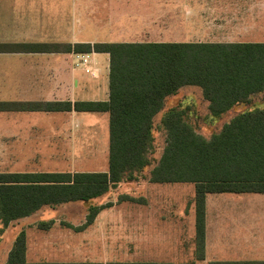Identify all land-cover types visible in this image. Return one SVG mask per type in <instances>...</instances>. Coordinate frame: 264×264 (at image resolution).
Listing matches in <instances>:
<instances>
[{"label": "trees", "instance_id": "1", "mask_svg": "<svg viewBox=\"0 0 264 264\" xmlns=\"http://www.w3.org/2000/svg\"><path fill=\"white\" fill-rule=\"evenodd\" d=\"M24 51L108 55L109 96L105 102H0V111L107 113L108 169L104 173L73 174L0 172V241L12 221L44 206L89 202L118 184L138 181L147 170L150 183L193 185L194 261H201L204 259L205 196L264 193V107L238 110L248 107L250 98L264 91V43L0 44V52ZM185 86L200 89L210 117L219 118L230 110L237 113L219 132L205 139L187 121L186 108L169 106L159 120L165 132V146L157 164L152 166L149 153L154 139V119L167 98ZM108 206H89L80 229L90 225L98 212ZM194 261L184 264H194ZM5 264L172 263H29L25 259V237L20 233Z\"/></svg>", "mask_w": 264, "mask_h": 264}, {"label": "crops", "instance_id": "2", "mask_svg": "<svg viewBox=\"0 0 264 264\" xmlns=\"http://www.w3.org/2000/svg\"><path fill=\"white\" fill-rule=\"evenodd\" d=\"M2 1H9L15 9L19 8L8 11L7 16H0V44L264 43V0H1L0 5L3 4ZM41 2H44L46 12L39 9L34 11V14H29L23 7L31 3L41 4ZM39 28H53L58 35L54 36L56 39H41L38 33ZM68 28H70L69 38L66 32ZM83 60L86 62L83 63ZM108 74L109 57L104 53L0 52V102H70L71 104L105 102L109 96ZM178 93L167 98L164 108L166 104L170 103V105L166 107V110L174 105H180L184 109L190 107L183 106V102L190 99L189 96L182 99L180 103H175L178 102ZM200 97L207 109L208 104L202 94ZM231 112L235 110H230L226 114ZM0 113L13 114L8 116L10 122L0 117V160L35 161L41 158L34 155L43 151L44 153H64L67 150L66 145L72 142V138L74 139L73 129L75 132L83 128L88 124L87 122L99 123L104 128L108 126V114L105 112L70 110L63 112L0 111ZM15 113L26 116L14 115ZM88 143L87 141L78 142L81 145ZM47 146L57 147L47 148ZM77 150L85 155L84 148L80 147ZM86 157L80 160L85 161ZM50 159L68 161V157L62 159L50 157ZM107 169L108 160L107 166L104 164L102 168H87L83 163L69 162L64 168L55 171L24 170L4 173H104ZM131 184L130 182L118 184L110 189L111 194L119 193L124 188L129 190ZM142 196L149 197V195ZM193 197L191 201L184 203L183 217L173 218L175 213L164 210L162 212L163 204L157 202L158 198L155 197L151 198L154 206H142L138 218L139 229L136 234L139 251L149 256H170L173 259H183L182 255L189 256L188 260L183 259L180 264L194 261L196 246ZM128 198L135 199L129 196ZM96 199L84 203H89V206L104 204L105 199L101 203H93L92 201ZM183 201L179 204L182 205ZM77 203L82 202L44 206L27 217L12 221L6 230L15 227L17 232L2 252L4 257L1 264H5L13 242L20 233H23L25 237L27 262H39L35 260L40 259L49 260L43 262H72L65 259L56 260L55 257L52 259L51 254L54 256L64 254L66 257L80 255L81 253L77 251L82 250V246L69 243V236L62 239L51 238L50 233L58 224L67 228L64 231L72 230L75 236L83 233L88 226L96 225L97 216L105 209H101L92 223L82 229L80 228L85 224L86 217L81 218L82 220H78L77 223L73 216L59 219L58 216L53 215V213L57 214V209ZM171 207L177 208V206ZM151 209H154L155 213L149 216ZM162 213L164 216H161ZM189 216H191L190 223L187 220ZM217 221V218H214V222L210 219L207 225L205 201L204 259L194 261V264L205 260L207 241L214 240L208 233L213 237ZM80 224L82 225L78 227L77 225ZM64 234L67 235V233ZM161 240L168 242L165 246L166 249L168 248V250L165 249L167 253L159 251L157 242ZM1 242L2 239L0 245ZM261 246L264 248V245ZM155 261L154 259L141 262ZM257 261L264 262V260Z\"/></svg>", "mask_w": 264, "mask_h": 264}, {"label": "rangeland", "instance_id": "3", "mask_svg": "<svg viewBox=\"0 0 264 264\" xmlns=\"http://www.w3.org/2000/svg\"><path fill=\"white\" fill-rule=\"evenodd\" d=\"M2 3L3 4L0 5L1 17L7 16L8 11L19 8L17 7L15 9L9 1H2ZM50 4H52V1H50ZM23 7L29 12V14H34V11L39 9L44 12L47 11L44 2H41V4L31 3L30 5H25ZM38 31L41 39H56L54 36L58 35L53 28H39ZM66 32L69 38L70 28H68ZM188 96L190 99H186L183 102V106H190L187 109V121L193 127L195 132L205 139H209L212 134L219 132L222 126L237 113V111L228 114L225 113L219 118L210 117L208 110L201 101V91L195 86L182 87L177 96L178 102L175 103H180L182 99ZM250 99L248 107H242L238 110L261 109L264 107V91L253 95ZM168 105H170V103L166 104L165 108H163L154 119L152 130L154 139L149 153L152 166L157 164L165 146V132L161 128L159 120L165 113ZM191 105L193 106L191 107ZM11 115L0 113V117H4L3 119H5L6 122H10L8 116ZM14 115L26 116L22 113H15ZM87 123L86 126L79 128L75 132L74 129L72 130L74 139L72 138V142L66 145L67 150L64 153H44L43 151L40 154L34 155V157L41 158L40 160L35 161L0 160V172H17L24 170L55 171L64 168L69 162H76L77 164L83 163L87 168H102V165L104 164L107 166L108 126L104 128L96 122ZM84 141L89 143L84 145L78 144V142ZM48 147L54 148L57 146H47V148ZM58 147L62 148V146ZM80 147L86 150L84 153L85 155L77 150ZM84 156H87L85 161H81L80 159ZM50 157L61 159L68 157V161H55L51 160ZM147 176L148 171L146 170L141 174L140 180L138 179V181L130 182L132 184L129 190H125L124 188L114 195H112V191H110L108 194L92 201L97 204L98 202H103L105 199L104 204H110V206L106 207L101 214L97 216L98 220L96 225L91 227L88 226L83 233L76 234L75 236L72 230L64 231L67 229L64 225L58 224L55 226L54 230L50 233L51 238L58 237L62 239L69 236V243H75L82 246V250L77 251V253H81L80 255L76 254V256L66 257L64 254H59L58 256L51 254V258L53 259V257H55L54 259L56 260L65 259V261L72 262L101 263L141 262L149 260L153 261L155 259V262L180 264L183 259L188 260L189 256L185 257V255L181 256L183 259H173L170 256H149L144 252L139 251V242L136 238V234L139 229L138 218L140 208L145 205H151L150 207L154 206V203L152 202L153 199L151 198L155 197L158 198L157 202L163 204L162 212L164 210L165 212L175 213L173 218L183 217L184 203L191 201L193 197V185L191 184H152L147 182ZM141 194L149 195V197L145 198V196H142ZM128 196L135 198L137 201L125 200L124 197ZM182 200L184 201L182 205H180L179 203ZM205 201L207 225L210 222V219L214 222V218H217L218 221L216 232L213 237L208 233V235L211 238H214V240L207 241L208 244L205 253V260L198 262L197 264H209L214 261H263L264 259L262 258H264V256H262V254L264 248L261 245H264V193L210 194L206 196ZM88 206L89 203L84 202L75 205H66V207L57 209V214L53 213V215L58 216L59 219H61V217L73 216L76 219L75 222L78 223L83 218L85 219ZM171 206H177V208ZM149 212V216H151L153 212L155 213L154 209H151ZM161 216H164V214L162 213ZM187 220L190 223L191 216H189ZM82 224L77 226L79 227ZM14 228L15 227L8 228L3 234L0 245V264L3 262L4 257L2 252L17 232V229ZM64 233H67V235ZM157 243L160 248L159 251L163 253L168 252L166 251L168 248L166 249L165 247L168 244L166 240H161ZM174 248L177 249L176 246H174ZM178 257H180V255ZM35 261L43 262L49 260L40 259Z\"/></svg>", "mask_w": 264, "mask_h": 264}, {"label": "built area", "instance_id": "4", "mask_svg": "<svg viewBox=\"0 0 264 264\" xmlns=\"http://www.w3.org/2000/svg\"><path fill=\"white\" fill-rule=\"evenodd\" d=\"M86 62V60H83V63H85ZM87 70V69H86ZM88 71V70H87Z\"/></svg>", "mask_w": 264, "mask_h": 264}]
</instances>
